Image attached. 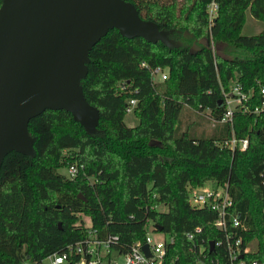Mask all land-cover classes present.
Returning <instances> with one entry per match:
<instances>
[{
	"label": "trees",
	"instance_id": "16d2710c",
	"mask_svg": "<svg viewBox=\"0 0 264 264\" xmlns=\"http://www.w3.org/2000/svg\"><path fill=\"white\" fill-rule=\"evenodd\" d=\"M124 1L141 19L169 30L178 46L109 29L88 51L79 81L85 100L98 112L95 132H86L62 109H45L28 120L32 153L11 150L0 161V264H42L83 238L86 220L100 235H117L122 251L142 240L147 219L171 238L165 264L201 258L198 247L206 262L226 264L223 246L209 251L208 242L223 237L213 223L215 212L188 203V188L207 181L226 187L247 226L242 245L256 243L244 256L259 259L264 254V116L234 112L231 126L208 120L201 125L196 119L182 128L180 117L184 105L217 117L221 89L236 82L251 92L252 104L258 101L264 87V29L251 35L240 29L246 11L264 22V0ZM212 1L216 10L209 19ZM198 37L204 42L193 48L181 43ZM153 67L163 69L166 78L153 81ZM129 99L135 100L132 127L123 120ZM231 130L247 138L244 150L217 144ZM72 163L82 165V172L71 179L59 173ZM186 233H193L192 240Z\"/></svg>",
	"mask_w": 264,
	"mask_h": 264
},
{
	"label": "water",
	"instance_id": "95a60500",
	"mask_svg": "<svg viewBox=\"0 0 264 264\" xmlns=\"http://www.w3.org/2000/svg\"><path fill=\"white\" fill-rule=\"evenodd\" d=\"M112 28L124 37L178 46L169 30L141 19L124 0H1L0 161L11 150L32 153L27 122L45 109L65 110L95 132L98 112L79 81L88 51ZM208 245L213 250V242ZM141 250L149 256L146 244Z\"/></svg>",
	"mask_w": 264,
	"mask_h": 264
},
{
	"label": "built area",
	"instance_id": "2783aa9c",
	"mask_svg": "<svg viewBox=\"0 0 264 264\" xmlns=\"http://www.w3.org/2000/svg\"><path fill=\"white\" fill-rule=\"evenodd\" d=\"M216 10V4L212 1L207 6V14L210 19ZM145 66L144 62L140 63ZM151 79L163 80L166 78V72L159 68H149ZM120 89L123 86H119ZM221 97L217 103L222 108V112L214 117L206 113V116L213 122L228 123L231 126L232 115L234 112H251L254 114H262L264 116V87L259 89V99L252 104L253 98L250 91L242 89L239 83H232L227 90L221 89ZM252 104V105H251ZM135 105L134 99H129L125 105L124 111L130 112ZM219 146L227 147L229 150L234 151L244 150L248 144L247 138H237L234 136L232 130L230 136L217 143ZM79 172H82V165L75 163L69 164L64 167V176L67 178L75 177ZM211 185L203 184L188 188V203L191 207L208 208L215 212L216 217L214 225L222 231V239L214 242L216 246H223L226 255V264H264V254L257 258H246L244 254L253 252L256 248L255 241L242 245L241 233L247 230V226L243 224L236 211L233 210L232 200L228 195L225 186L217 185L210 182ZM160 206H152V208L159 209ZM264 212V209H263ZM86 229V235L69 244L60 253H53L42 260V264H165V245L171 242V238L163 232L156 230L153 222L150 219L144 221V235L141 241L135 240L129 244L127 248L120 251L117 248L118 236L110 233L103 235L98 234L91 229L90 222L86 220L83 223ZM157 232L163 235L162 239H153L151 234ZM188 240H192L193 233H186ZM254 242V244L252 243ZM146 244L148 247L149 256H146L141 250V246ZM193 248L190 247L189 251ZM112 252H117L113 254ZM197 258L189 264H211L217 263V259L205 260L203 248H197ZM23 264H26L24 262Z\"/></svg>",
	"mask_w": 264,
	"mask_h": 264
},
{
	"label": "rangeland",
	"instance_id": "374dc122",
	"mask_svg": "<svg viewBox=\"0 0 264 264\" xmlns=\"http://www.w3.org/2000/svg\"><path fill=\"white\" fill-rule=\"evenodd\" d=\"M264 29V22L260 21V20H256L254 18H252L248 11H246L245 13V17H244V22L243 25L240 29V33L242 35H251L254 34L260 30ZM188 31L185 30V33H187ZM177 40H179L176 37ZM204 41L198 37L196 40H194L193 38H190L187 41H181V43L183 45L188 43V48H193L196 45L203 43ZM209 46L210 48L214 51L215 50V43L213 40L209 41ZM223 55V54H222ZM184 112L182 113L181 117H180V127H184V124H186L188 121L192 122L191 120H198L199 122H201V125H206L205 120H208V122H213L212 120H210L209 117L206 116L207 110H196L194 109V107L190 106V105H184ZM124 123L129 126L132 127L134 125L137 124V119L134 116L133 112H126L124 115ZM59 173L64 174V168H59ZM204 184H208V185H213L210 183V181L205 182ZM160 210H165L164 206H160L159 207ZM85 216H81L80 218H84ZM153 239H162L163 235L159 234L157 232H154L151 234ZM254 244V242H252Z\"/></svg>",
	"mask_w": 264,
	"mask_h": 264
}]
</instances>
